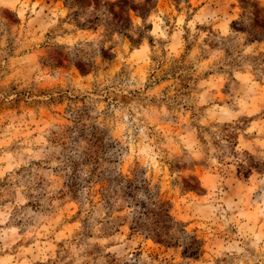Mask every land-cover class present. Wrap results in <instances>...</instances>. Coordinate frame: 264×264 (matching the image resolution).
<instances>
[{"label":"rangeland","instance_id":"obj_1","mask_svg":"<svg viewBox=\"0 0 264 264\" xmlns=\"http://www.w3.org/2000/svg\"><path fill=\"white\" fill-rule=\"evenodd\" d=\"M0 264H264V0H0Z\"/></svg>","mask_w":264,"mask_h":264}]
</instances>
